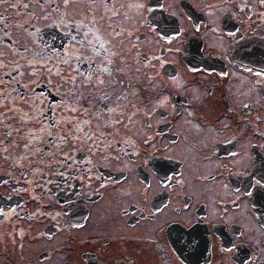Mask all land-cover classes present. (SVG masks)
<instances>
[{"label":"flooded vegetation","instance_id":"af4514ba","mask_svg":"<svg viewBox=\"0 0 264 264\" xmlns=\"http://www.w3.org/2000/svg\"><path fill=\"white\" fill-rule=\"evenodd\" d=\"M0 264H264V0H0Z\"/></svg>","mask_w":264,"mask_h":264},{"label":"rangeland","instance_id":"374dc122","mask_svg":"<svg viewBox=\"0 0 264 264\" xmlns=\"http://www.w3.org/2000/svg\"><path fill=\"white\" fill-rule=\"evenodd\" d=\"M126 24H128L129 26H133L132 23H126ZM127 59H128V56H124V55L120 56V63H122L121 66L123 68H125L126 70H131V65L127 64V62H128ZM132 64H133V67H135V69H136L134 71L135 73L141 72V68L145 69V66H143L144 63H142V62L133 61ZM126 70H124V72H120V73L121 74L128 73ZM130 78L132 79V77H130ZM118 87H120V85H118Z\"/></svg>","mask_w":264,"mask_h":264}]
</instances>
